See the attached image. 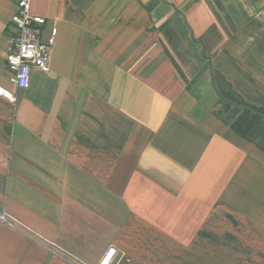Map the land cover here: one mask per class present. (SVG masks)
<instances>
[{"label": "crops", "instance_id": "0c3cea01", "mask_svg": "<svg viewBox=\"0 0 264 264\" xmlns=\"http://www.w3.org/2000/svg\"><path fill=\"white\" fill-rule=\"evenodd\" d=\"M17 11L0 264H264V0H32L57 34L26 89Z\"/></svg>", "mask_w": 264, "mask_h": 264}, {"label": "built area", "instance_id": "2783aa9c", "mask_svg": "<svg viewBox=\"0 0 264 264\" xmlns=\"http://www.w3.org/2000/svg\"><path fill=\"white\" fill-rule=\"evenodd\" d=\"M15 1L18 11L14 19V32L9 37L6 62L10 70V82L18 89H26L30 85L33 68H49L57 28H52L50 36L42 40L41 26L45 24L46 19L32 13V0ZM0 95L13 103L17 101L16 94L2 86ZM117 256L118 250L112 247L98 264H115L119 261Z\"/></svg>", "mask_w": 264, "mask_h": 264}]
</instances>
